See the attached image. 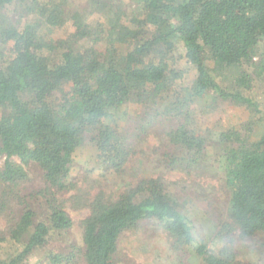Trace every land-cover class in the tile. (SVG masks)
<instances>
[{"label": "trees", "instance_id": "trees-1", "mask_svg": "<svg viewBox=\"0 0 264 264\" xmlns=\"http://www.w3.org/2000/svg\"><path fill=\"white\" fill-rule=\"evenodd\" d=\"M120 1L86 0L69 11L67 0H0V251L14 249L0 264H34L52 234L72 227L60 195L74 189L71 166L85 142L102 165L122 171L131 151L112 118L123 107L151 106L178 119L163 160L188 169L207 142L190 126L191 107L214 100L260 112L251 91L255 79L264 81V0H135L130 12ZM67 23L64 39L39 33ZM174 54L197 72L180 90L173 88L182 75L171 67ZM254 126L215 134L229 219L217 233L225 241L217 253L195 236L161 178H151L116 199L90 201L82 247L49 251L35 264H76L77 257L116 264L119 237L144 221L160 223L174 248L191 247L204 264H236L232 233L264 234V125ZM30 165L44 186L28 194L22 183ZM30 201H41V217Z\"/></svg>", "mask_w": 264, "mask_h": 264}, {"label": "rangeland", "instance_id": "rangeland-1", "mask_svg": "<svg viewBox=\"0 0 264 264\" xmlns=\"http://www.w3.org/2000/svg\"><path fill=\"white\" fill-rule=\"evenodd\" d=\"M67 1V9L72 11L84 7L86 0ZM119 3L127 12L136 9L135 0H121ZM68 28L69 23L61 30L48 31L42 27L39 33L46 39H64ZM174 57L176 61L171 63V67L182 75L173 88H187L196 78L197 72L185 64L178 54H174ZM253 85L251 97L258 104V114L243 106L214 100L209 101L207 106L200 102L191 107L190 126L201 132L207 142L198 166L190 169L184 165L166 167L163 160L164 153L169 151L166 135L180 122L178 119L170 115L159 116V110L151 106L142 108L129 104L123 107L112 120L131 151L128 163L122 171L117 172L98 161L96 150L89 143L85 142L76 151L70 175L74 189L60 195L67 201L66 209L73 225L66 231L52 234L49 247L37 252L32 262L35 264L49 251L67 254L73 250L76 253L74 249L82 247L83 229L80 222L88 215L90 201L97 196L116 199L140 181L151 178H161L165 191L177 200L180 211L192 221L195 236L213 253H217L225 243L217 237V233L220 225L229 223V219L223 170L216 159L220 146L215 134L248 121L254 122L255 129L262 128L264 81L255 79ZM161 105V102H156L157 107ZM4 160L0 156V166ZM26 171L28 178L22 183L23 192L29 194L43 188L44 180L39 169L30 165ZM30 204L41 217L44 211L41 201H30ZM231 237L236 264H264V234L242 239L235 230ZM12 250H1L0 257H5L3 252ZM76 259V264H85L79 257ZM114 261L116 264H204L191 247L174 248L171 238L157 221H144L135 229L122 233L117 242Z\"/></svg>", "mask_w": 264, "mask_h": 264}]
</instances>
